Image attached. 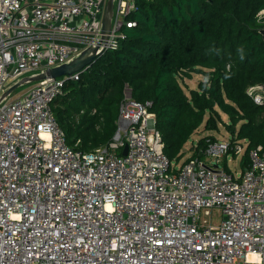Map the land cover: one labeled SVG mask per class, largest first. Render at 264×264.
Instances as JSON below:
<instances>
[{"label":"built area","instance_id":"built-area-1","mask_svg":"<svg viewBox=\"0 0 264 264\" xmlns=\"http://www.w3.org/2000/svg\"><path fill=\"white\" fill-rule=\"evenodd\" d=\"M107 1L0 0V98L88 49L117 50L138 0H115L105 34ZM85 69L0 102V264H264V146L239 173L226 162L242 161L245 140L173 164L150 104L126 86L111 141L82 151L54 102ZM247 94L264 107V84Z\"/></svg>","mask_w":264,"mask_h":264},{"label":"trees","instance_id":"trees-1","mask_svg":"<svg viewBox=\"0 0 264 264\" xmlns=\"http://www.w3.org/2000/svg\"><path fill=\"white\" fill-rule=\"evenodd\" d=\"M262 10L264 0H138L127 16L136 26L123 29L119 48L66 83L54 102L68 143L82 151L108 144L128 86L135 101L150 104L171 162L184 158L203 124L218 129L220 110L229 117L231 139L248 144L241 161L247 168L250 151L264 146V107L247 94L249 86L264 84ZM193 74L204 80L187 95L181 82ZM216 140L201 138L191 157H203L201 150Z\"/></svg>","mask_w":264,"mask_h":264},{"label":"rangeland","instance_id":"rangeland-1","mask_svg":"<svg viewBox=\"0 0 264 264\" xmlns=\"http://www.w3.org/2000/svg\"><path fill=\"white\" fill-rule=\"evenodd\" d=\"M204 80V77L200 74H193L192 79H185L184 81H182V85H183V89L186 92L187 95H189V91L191 89H197L198 88V84ZM35 83H31V84H26L23 85L21 87H19L11 96L12 97H16L19 96L21 94H23L24 92H26L27 90H29ZM219 111V118H217L218 122V129L213 131V130H208L206 129L205 124H203L199 130H197L191 137V139L188 141V143L185 145V147L183 148V152H184V158L182 159V162H184L185 160L188 159L189 156H191V152L193 151V147L195 146V144L203 137L205 136H214L217 140H229L231 139V134L228 132V130L226 129V125L229 124L230 120L229 117L224 114L223 112ZM247 143L244 144V147L247 148ZM240 157L238 158H234V157H229V161L226 162L228 168L233 172H241L242 168L240 166ZM206 162L210 163L209 160H207L205 157L203 158ZM177 162H173V164H175ZM212 223L214 225L218 224L221 220V211L219 209H215L213 210L212 213Z\"/></svg>","mask_w":264,"mask_h":264},{"label":"water","instance_id":"water-1","mask_svg":"<svg viewBox=\"0 0 264 264\" xmlns=\"http://www.w3.org/2000/svg\"><path fill=\"white\" fill-rule=\"evenodd\" d=\"M115 0H108L103 17V32L107 34L110 31L112 17L114 13ZM264 37V30L261 31ZM99 56L96 55V50L88 49L84 51L79 57L71 61L69 64L62 65L57 68L48 70L46 73L21 79L18 83L7 89V91L1 96L0 102L8 97H10L19 87L43 81L47 78H58L62 76H71L75 73L81 72L87 66H89L93 61H95ZM127 148H125L123 155H126Z\"/></svg>","mask_w":264,"mask_h":264}]
</instances>
